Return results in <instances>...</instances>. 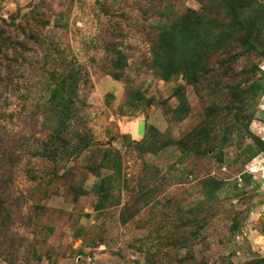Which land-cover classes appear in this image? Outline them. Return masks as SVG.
Returning <instances> with one entry per match:
<instances>
[{"label":"rangeland","instance_id":"374dc122","mask_svg":"<svg viewBox=\"0 0 264 264\" xmlns=\"http://www.w3.org/2000/svg\"><path fill=\"white\" fill-rule=\"evenodd\" d=\"M241 2L251 44L234 37L223 0H0V136L6 160L18 154L0 208V264H160L175 248L207 264L264 257V24L252 10L264 0ZM186 8L215 18L222 48L163 79L150 49ZM71 63L90 73L79 112L93 144L66 164L32 155V136L53 132L64 151L72 133L59 126L60 138L33 99L46 67ZM151 126L172 138L165 149L134 143ZM196 129L191 141H210L201 157L183 149ZM113 149L118 163L107 162Z\"/></svg>","mask_w":264,"mask_h":264},{"label":"trees","instance_id":"16d2710c","mask_svg":"<svg viewBox=\"0 0 264 264\" xmlns=\"http://www.w3.org/2000/svg\"><path fill=\"white\" fill-rule=\"evenodd\" d=\"M223 2L228 3L229 11L233 12V16L227 12L230 25L233 28H239L232 32L235 34L234 37L240 39L242 44H251L258 36H254L252 33L245 34L248 30H245L247 25L254 21V19L251 18L253 16L247 15L245 12L246 4L241 2V0H223ZM252 5L255 6L252 10L256 8L259 9V13H261L260 17L258 16L256 19L264 24V5L253 3ZM33 7L30 13L35 15L37 14V5L34 4ZM28 14L29 13H26L25 17L28 16ZM177 19L172 22L167 21L164 23V26L158 34L157 40H155L150 49L152 67L163 79H168L173 74L183 70V65H186L192 72L197 71L200 67L203 68V63L199 64L198 62L201 56L208 60L213 55H216L222 48L218 38L214 40L212 38L213 35H216L217 26L214 21L211 20L215 18L207 14V11H197L192 8H186ZM20 23L21 22L18 24L20 25ZM218 28L220 29V27ZM183 31L187 32L185 44H183L182 38ZM183 45L187 46L185 53L182 52L184 49L182 48ZM260 52L264 59V46ZM63 53V51L54 50L53 56L60 58L62 57L60 55H63ZM44 72L45 78L36 86L39 96H35L33 99L35 102L34 108H36V111L40 112L43 120L48 121L51 117L54 118V121L57 122L56 133L60 138H62L60 134L62 130L59 126L63 125L67 127L69 124L72 127V133L68 142L69 149L67 148L64 151H61L60 144L53 140V132L43 137L41 142L37 137L32 136L35 143L37 142L34 146L36 148L33 150L32 155H39L47 159L53 157V159L58 158L61 160L63 158L66 159L65 163L67 164L72 161L74 157L78 156L77 154L82 152L83 149L93 144L90 129L88 128L87 115L79 112L86 105L85 101L80 96L81 85L83 82L87 84L90 82V73L88 70L83 69L80 63H71L67 68L61 65L46 67ZM112 73L116 76L119 75L116 73V70H112ZM27 97L32 98V95L29 94L26 98ZM80 126L82 128H80ZM200 129L203 130V128ZM200 129H196L195 132L189 134L186 137L189 140V144L186 145V148L182 147L188 153L201 157L202 153H206L204 145L210 144V141L207 135H204V137L200 135L198 138L191 141V138L195 137ZM13 134L17 137H15L14 140L11 138V142L14 143L15 140L22 141V135H19V133ZM166 135L167 134H163L151 126L146 136L141 140H136L134 143L144 151L150 147L165 149V146L172 139L169 135ZM4 136H6V133L0 136V208L3 207L5 198L7 199L5 192L10 191L12 188V181L8 175L7 169L9 166L12 167L13 164L10 163L9 165V161L15 162L16 157H18V154H14L11 148L8 151L9 161L6 160L7 152L4 150V147L6 148L8 145V138H4ZM24 140L26 139L24 138ZM179 141V145H184L183 139ZM22 142L27 145V141ZM178 142H176V144ZM150 149L152 150L153 148ZM113 151L115 152L106 155V157H108L107 162L115 160L116 163H118V160L121 159V155L118 150L113 149ZM65 168L64 166V169ZM113 170L115 171L114 168ZM58 173L59 172L56 171V174ZM110 177L111 175L109 174L103 178L100 184L102 189H104L105 183ZM178 248H180L179 242ZM175 250L176 251L171 252L170 255H167L160 264H207L206 259L197 260L189 256L183 257L177 253V248H175ZM147 260L150 261L148 258ZM212 264L234 263L222 257L219 261H214ZM240 264H264V257L249 258L242 261Z\"/></svg>","mask_w":264,"mask_h":264}]
</instances>
